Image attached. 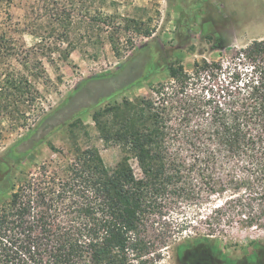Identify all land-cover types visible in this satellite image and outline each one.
Wrapping results in <instances>:
<instances>
[{
  "label": "trees",
  "instance_id": "16d2710c",
  "mask_svg": "<svg viewBox=\"0 0 264 264\" xmlns=\"http://www.w3.org/2000/svg\"><path fill=\"white\" fill-rule=\"evenodd\" d=\"M27 28L38 29L34 23ZM40 39V45L49 42L47 36ZM151 50L146 45L116 72L85 79L2 161H25L48 132L149 76ZM137 57L139 62L129 67ZM167 70L171 82L154 90L156 99L125 100L93 113L101 139L123 151L115 167L105 164L98 149L77 147L61 172L43 167L38 175H25L0 211V264H156L161 255L151 256L169 247L176 231L149 239L148 224L175 207L215 200L220 203L210 210L212 227L237 217L248 227L260 226L264 39L235 50L226 65L196 62L191 74L176 60ZM202 79L215 81L208 95L192 91ZM10 176L0 178L2 191L11 190ZM210 232L207 236L215 229ZM207 243L200 235L182 249L201 254Z\"/></svg>",
  "mask_w": 264,
  "mask_h": 264
},
{
  "label": "rangeland",
  "instance_id": "374dc122",
  "mask_svg": "<svg viewBox=\"0 0 264 264\" xmlns=\"http://www.w3.org/2000/svg\"><path fill=\"white\" fill-rule=\"evenodd\" d=\"M29 23L38 29L31 32ZM41 35L49 42L40 45ZM262 39L264 0H0V178L11 173V190L0 188V211L25 175H38L43 167L61 172L77 147L98 149L108 167L122 160L120 146L101 139L95 111L139 97L156 99L154 90L171 82L167 68L176 60L192 74L196 62L226 65L235 50ZM146 45L153 53L149 76L48 132L25 161H2L85 79L116 72ZM194 83L192 91L208 95L215 81ZM130 163L141 178L137 161ZM216 203L175 207L148 224L149 239L176 231L169 247L151 256L161 255L156 264H264V220L248 227L242 218H225L212 227L208 217ZM200 235L208 240L204 253L182 249Z\"/></svg>",
  "mask_w": 264,
  "mask_h": 264
}]
</instances>
